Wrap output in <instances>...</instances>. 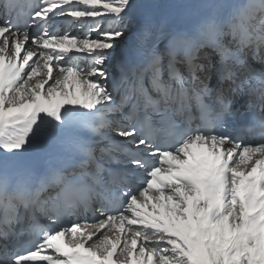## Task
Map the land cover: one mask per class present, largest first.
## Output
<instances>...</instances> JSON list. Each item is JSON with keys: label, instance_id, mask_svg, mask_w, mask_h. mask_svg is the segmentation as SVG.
<instances>
[{"label": "snow or ice", "instance_id": "6c2138e0", "mask_svg": "<svg viewBox=\"0 0 264 264\" xmlns=\"http://www.w3.org/2000/svg\"><path fill=\"white\" fill-rule=\"evenodd\" d=\"M0 0V264H264V0Z\"/></svg>", "mask_w": 264, "mask_h": 264}, {"label": "bare ground", "instance_id": "6f19581e", "mask_svg": "<svg viewBox=\"0 0 264 264\" xmlns=\"http://www.w3.org/2000/svg\"><path fill=\"white\" fill-rule=\"evenodd\" d=\"M156 2L161 6V10L165 11L167 8V5L172 3V0H156Z\"/></svg>", "mask_w": 264, "mask_h": 264}]
</instances>
